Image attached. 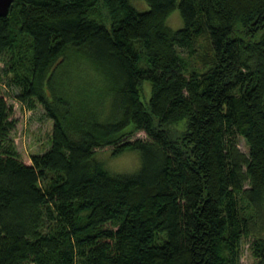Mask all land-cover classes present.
Here are the masks:
<instances>
[{
  "label": "trees",
  "instance_id": "1",
  "mask_svg": "<svg viewBox=\"0 0 264 264\" xmlns=\"http://www.w3.org/2000/svg\"><path fill=\"white\" fill-rule=\"evenodd\" d=\"M145 1L0 14V264H240L245 239L264 264V0ZM4 87L52 119L44 149L15 146Z\"/></svg>",
  "mask_w": 264,
  "mask_h": 264
},
{
  "label": "rangeland",
  "instance_id": "2",
  "mask_svg": "<svg viewBox=\"0 0 264 264\" xmlns=\"http://www.w3.org/2000/svg\"><path fill=\"white\" fill-rule=\"evenodd\" d=\"M130 2L138 9L147 7L145 0H130ZM166 23L172 28L178 27L183 23L177 6L166 17ZM206 41L204 35L195 40V50L189 54L191 64L198 67L202 66L198 53L202 51ZM69 74L67 73L65 76L68 79L71 76ZM147 85L145 86L146 88ZM4 90L5 97L8 103L11 104V116L15 119V125L11 129V137L14 140L15 146L24 154L44 149L49 144L52 119L45 114L43 107L39 103L33 107H29L14 96L13 88L4 87ZM136 135L145 136V132L137 130L132 136ZM238 145L244 150L247 149V144L242 136L238 137ZM109 147L110 145L108 144L99 146L96 148L95 154L104 159L105 165L110 171L130 172L136 168L139 163V151L137 149L126 148L113 154ZM240 264H255V258L251 253L248 239L243 240L242 243Z\"/></svg>",
  "mask_w": 264,
  "mask_h": 264
},
{
  "label": "water",
  "instance_id": "3",
  "mask_svg": "<svg viewBox=\"0 0 264 264\" xmlns=\"http://www.w3.org/2000/svg\"><path fill=\"white\" fill-rule=\"evenodd\" d=\"M11 1L12 0H0V14H6L8 12Z\"/></svg>",
  "mask_w": 264,
  "mask_h": 264
}]
</instances>
